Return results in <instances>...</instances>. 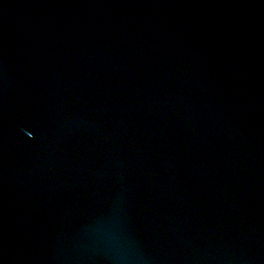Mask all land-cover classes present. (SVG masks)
Masks as SVG:
<instances>
[{"label": "water", "instance_id": "water-1", "mask_svg": "<svg viewBox=\"0 0 264 264\" xmlns=\"http://www.w3.org/2000/svg\"><path fill=\"white\" fill-rule=\"evenodd\" d=\"M0 264H264V0H0Z\"/></svg>", "mask_w": 264, "mask_h": 264}]
</instances>
